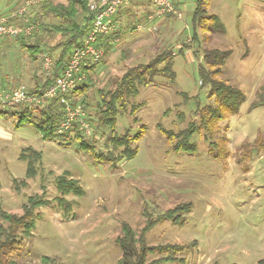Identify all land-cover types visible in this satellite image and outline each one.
Returning <instances> with one entry per match:
<instances>
[{
    "label": "rangeland",
    "instance_id": "rangeland-1",
    "mask_svg": "<svg viewBox=\"0 0 264 264\" xmlns=\"http://www.w3.org/2000/svg\"><path fill=\"white\" fill-rule=\"evenodd\" d=\"M27 1L0 0V14L16 11ZM171 2L177 11L173 17L135 18L120 24L115 35L119 42L110 44L88 73L86 95L71 102L81 112L69 126L83 132L97 150L108 151V135L102 136L98 122V91H114L129 68L149 63L164 49H174L175 80L158 76L119 107L115 133L136 136L143 128L144 134L132 143L137 155L121 161L118 169L110 163L95 164L78 149L77 141L45 140L34 123L18 125L20 115L13 111L37 105L9 106L0 97L4 112L0 114V203L21 215L29 198L42 195L47 201L35 209L32 235L23 236L25 246L14 257L20 264H119L123 251L117 238L123 223L140 234L147 209L160 216L183 206L189 209L181 213L180 223L162 221L147 232L148 245H188L184 264L264 263V105L251 109L264 86V0H210L208 15L218 16L226 33L214 35L209 43L202 42L200 30L199 42L192 40L197 0ZM37 8L30 6L26 17L35 15ZM51 22L61 20L51 18ZM138 25L142 27L135 28ZM65 40L63 35L47 33L45 57L57 60L62 50L57 46ZM1 47L0 95L16 86L30 89L45 82V59L33 62L26 51L6 41ZM205 48L232 51L222 76L245 93L246 101L237 115L220 122L215 140H206L201 132L192 139L194 153L175 152L163 129L179 133L193 121L199 124L197 108L212 103L199 72ZM27 148L41 153L32 177L27 176L29 160L21 159ZM61 175L76 180L82 195H62L57 187ZM157 257L150 255L148 262Z\"/></svg>",
    "mask_w": 264,
    "mask_h": 264
},
{
    "label": "trees",
    "instance_id": "trees-1",
    "mask_svg": "<svg viewBox=\"0 0 264 264\" xmlns=\"http://www.w3.org/2000/svg\"><path fill=\"white\" fill-rule=\"evenodd\" d=\"M36 5H38V11L35 15L30 16V19L37 25L39 30H35L29 36L17 39L6 38L2 43L6 41L14 44L15 47H20L28 53L33 62H36L46 58L44 38L47 33L63 35L66 40L57 46V48L59 47L62 50L59 58L53 61L52 72L46 77L42 85L37 82L33 88L27 89L30 94L40 93L41 90L51 85L62 75L73 49L83 43L95 14L90 9V0H68L67 4L55 3L52 0H42ZM209 6L210 0H197L192 21L194 28L192 40L196 43L200 40L197 30L201 31L202 42L204 43H209L216 34L226 33V27L221 19L216 15H208ZM163 16L170 17L174 16V14H165ZM51 18L59 19L61 23H52ZM135 28L137 27L135 26ZM107 39L101 37L99 40V46L104 49L105 53L110 48ZM2 43L0 45L1 53ZM131 54L132 52L130 51L129 55ZM198 54L200 53L198 52ZM231 55V50L218 48H205L203 50V64H200L199 67L202 77L201 84L209 87V99L212 100V103L197 108L196 115L199 117V124L193 121L179 133L163 129L173 151L194 153L197 147L192 142V139L196 134L205 132L206 140H215L220 122L239 113L241 106L246 101V95L240 88L231 85L222 76L223 67ZM175 56L173 48L164 49L149 63L138 64L129 68L118 81L117 88L114 91H98L100 95V102L96 105L98 122L102 127V136L108 135L106 143L110 148L106 152L97 150L95 145L90 143L88 137L76 129L75 126L64 134L58 133V125L64 120L65 109L63 107L62 110L60 104L56 101H49L47 106L44 107L42 106L43 104L37 107L25 105L20 112L19 110H14L15 114L20 115L18 125H21L23 121L34 123L44 134L45 140L77 141L78 149L92 157L95 164L110 163L112 168L118 169L121 161L132 160L137 155L138 148L132 147V143L138 141L144 134L143 128L140 129L136 136H131L129 132L121 136L115 133L119 107L123 106L125 99L137 96L140 88L153 84L158 76L174 81L176 77L173 71ZM96 65L90 71H94ZM85 72L87 74L86 83L84 82L71 92L70 96H68L71 102L73 97L86 95L87 88H89L87 80L89 79L90 82V75L88 74L89 71ZM86 102V99L82 100L83 104H86ZM263 105L264 86L262 91L256 95V100L251 105V109ZM138 107L139 105L133 106L131 112H135L134 109H138ZM3 113L0 112V114ZM106 130L109 131V134L106 133ZM223 140V144L228 142L227 138ZM27 152L31 154L28 155ZM40 158L41 153L32 148H27L23 151L21 159L29 160L28 177H32L35 174L34 164ZM57 180V187L62 195L67 196L71 193L82 195L83 190L78 186L76 180L67 179L64 175L59 176ZM43 202L47 201L42 199V195L29 198L28 203L23 206V214L21 215L5 210L0 203V264H20L14 257L25 246L23 236L29 238L32 235V230L35 226L34 212ZM186 210L183 206L168 210L160 216H154L147 209L146 213L143 212V214L145 213L146 222L140 234H137L128 223H123L122 234L117 238V242L123 251V257L119 264H160L170 261L184 264V255L188 254L189 250L187 248L189 247L188 245L166 244L150 246L146 242V234L162 221L180 223L181 213ZM193 248H196V246ZM150 255H157L158 257L148 262ZM43 259H49V257H43Z\"/></svg>",
    "mask_w": 264,
    "mask_h": 264
},
{
    "label": "built area",
    "instance_id": "built-area-1",
    "mask_svg": "<svg viewBox=\"0 0 264 264\" xmlns=\"http://www.w3.org/2000/svg\"><path fill=\"white\" fill-rule=\"evenodd\" d=\"M41 1L28 0L20 9L9 14H0V45L6 38L17 39L19 37L29 36L35 30H39L37 25L30 18L26 17V13L30 6ZM133 3L152 6L155 14L159 17L165 14L177 15V11L171 0H93L90 3V9L95 14L91 27L81 46L73 49L62 75L37 94H30L23 85L11 88L6 94L1 93L0 97L3 102L9 106L18 104H34L39 106L49 101H56L64 107L66 117L65 121L58 126V133L61 134L63 131L70 129L71 127L69 125L76 115H80L81 109L78 107L75 109L72 108L71 100L68 96L86 81L87 74L85 71H90L95 64H98L103 59L105 51L99 46L100 38L109 37V35H114L117 32L121 24V21L117 18L120 9L130 6ZM178 15L181 17L180 13ZM149 19L151 20L152 17H149ZM141 27L142 25L137 26L139 29ZM152 30L156 32L158 29L157 27H152ZM108 42L109 44L118 43L119 38L114 35L112 41L110 40ZM52 70L53 61L49 57H46L44 60L46 76ZM85 127L90 134L89 125L86 124Z\"/></svg>",
    "mask_w": 264,
    "mask_h": 264
},
{
    "label": "crops",
    "instance_id": "crops-1",
    "mask_svg": "<svg viewBox=\"0 0 264 264\" xmlns=\"http://www.w3.org/2000/svg\"><path fill=\"white\" fill-rule=\"evenodd\" d=\"M149 17H152L150 20ZM162 17V16H161ZM173 17V16H172ZM117 18L121 21V24H125L126 22L130 21L132 19L138 18V19H145V21H155L159 16L155 14V10L152 6H149L147 4H141V3H133L130 6H126L120 9ZM121 31V28L117 30V32L114 35H118ZM122 34H125L124 36H127L125 32H122ZM109 35L108 41L111 40V36Z\"/></svg>",
    "mask_w": 264,
    "mask_h": 264
}]
</instances>
